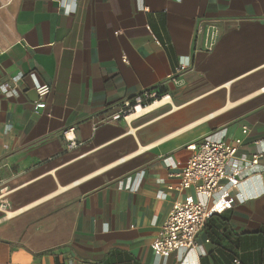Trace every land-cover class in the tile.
Segmentation results:
<instances>
[{
    "label": "crops",
    "instance_id": "obj_1",
    "mask_svg": "<svg viewBox=\"0 0 264 264\" xmlns=\"http://www.w3.org/2000/svg\"><path fill=\"white\" fill-rule=\"evenodd\" d=\"M235 139L231 208L194 250L155 256L174 203H212L169 190L187 146ZM262 150L264 0H0V264H264Z\"/></svg>",
    "mask_w": 264,
    "mask_h": 264
},
{
    "label": "built area",
    "instance_id": "obj_2",
    "mask_svg": "<svg viewBox=\"0 0 264 264\" xmlns=\"http://www.w3.org/2000/svg\"><path fill=\"white\" fill-rule=\"evenodd\" d=\"M210 39L217 35L215 26H209ZM125 62V59H123ZM21 78L18 74L12 78L17 83ZM2 92L10 91L16 94L14 88L7 90L1 86ZM39 101L35 104V109L45 106L43 97L50 91L49 86L43 85L36 88ZM156 94L143 91L132 100L124 102L119 111L111 119L113 121L126 119L128 115L136 112L137 107H147L156 100ZM72 130V129H71ZM247 129L242 128V134H246ZM64 138L68 141L66 133ZM241 139H235L231 143L225 141H200L193 142L187 146L191 152L190 158L182 166L178 175L179 183L176 187H169V190L184 191L193 189L195 194L207 200H212L210 206L201 201H195L191 197L185 198L183 202H176L163 222L160 230L152 243V250L155 256L167 258L171 254L183 250H194L196 248V237L204 227L208 218L214 213H221L231 208L233 204L232 190L237 186V180L226 176V169L232 164L237 150L241 145ZM264 150L253 155L250 165L258 164L263 156ZM227 179V185L222 186L221 181ZM3 190L0 189V194ZM217 199H214L215 196ZM9 204L6 200L0 199V211H5Z\"/></svg>",
    "mask_w": 264,
    "mask_h": 264
},
{
    "label": "bare ground",
    "instance_id": "obj_3",
    "mask_svg": "<svg viewBox=\"0 0 264 264\" xmlns=\"http://www.w3.org/2000/svg\"><path fill=\"white\" fill-rule=\"evenodd\" d=\"M167 102H168V97H164L163 99H161V101H157V102H155L154 104H152L151 106H149L147 108L137 107L136 112H134V114L128 120L136 118V117L144 114L145 112H147V111H149L151 109H154V108H156L158 106H161V105H163V104H165Z\"/></svg>",
    "mask_w": 264,
    "mask_h": 264
},
{
    "label": "rangeland",
    "instance_id": "obj_4",
    "mask_svg": "<svg viewBox=\"0 0 264 264\" xmlns=\"http://www.w3.org/2000/svg\"><path fill=\"white\" fill-rule=\"evenodd\" d=\"M156 94V97L154 98L155 100H159L161 101V99L166 96V92L164 94H158V90L156 92H154ZM151 105V104H150ZM149 106V105H148ZM2 212V211H1Z\"/></svg>",
    "mask_w": 264,
    "mask_h": 264
},
{
    "label": "trees",
    "instance_id": "obj_5",
    "mask_svg": "<svg viewBox=\"0 0 264 264\" xmlns=\"http://www.w3.org/2000/svg\"><path fill=\"white\" fill-rule=\"evenodd\" d=\"M165 93V91L163 90V89H160L159 91H158V94H164Z\"/></svg>",
    "mask_w": 264,
    "mask_h": 264
}]
</instances>
